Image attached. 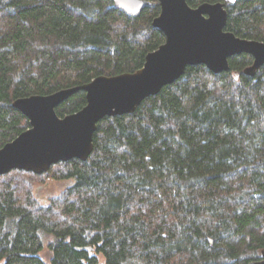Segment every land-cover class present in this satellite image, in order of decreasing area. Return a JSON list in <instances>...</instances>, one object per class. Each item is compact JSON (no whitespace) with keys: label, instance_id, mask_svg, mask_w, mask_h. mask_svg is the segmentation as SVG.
Masks as SVG:
<instances>
[{"label":"trees","instance_id":"16d2710c","mask_svg":"<svg viewBox=\"0 0 264 264\" xmlns=\"http://www.w3.org/2000/svg\"><path fill=\"white\" fill-rule=\"evenodd\" d=\"M138 18L107 0H0V149L30 128L13 107L100 76L140 70L165 43L157 0ZM224 3L226 31L264 43V0ZM205 66L146 99L134 114L105 118L86 162L39 176L0 177V264H250L264 250V66L244 74ZM80 91L60 118L86 106ZM74 180L46 206L47 180Z\"/></svg>","mask_w":264,"mask_h":264},{"label":"water","instance_id":"95a60500","mask_svg":"<svg viewBox=\"0 0 264 264\" xmlns=\"http://www.w3.org/2000/svg\"><path fill=\"white\" fill-rule=\"evenodd\" d=\"M107 1L133 18L152 5L147 0ZM157 1L161 12L153 26L165 35V43L146 56L140 70L100 76L83 86L47 96L24 97L13 103L29 120L30 128L0 149V177L13 170L41 176L59 163L86 162L94 151V134L102 120L134 114L146 99L181 79L189 67L205 66L219 75L229 71L231 58L249 55L253 64L244 74L254 78L264 66L263 42L226 31L228 12L224 3L192 8L186 0ZM80 91L86 93V106L60 118L56 109ZM250 264H264V250L261 259Z\"/></svg>","mask_w":264,"mask_h":264},{"label":"rangeland","instance_id":"374dc122","mask_svg":"<svg viewBox=\"0 0 264 264\" xmlns=\"http://www.w3.org/2000/svg\"><path fill=\"white\" fill-rule=\"evenodd\" d=\"M74 184V180H47L45 184L37 185L34 190V195L40 204L46 206L50 203L51 198L59 195L62 191L71 187ZM40 257L47 264H51V255L48 249L40 254Z\"/></svg>","mask_w":264,"mask_h":264}]
</instances>
